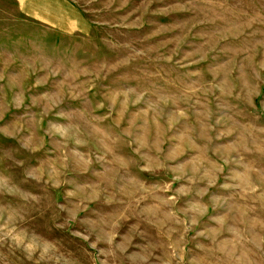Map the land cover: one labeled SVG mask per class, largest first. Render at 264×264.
Segmentation results:
<instances>
[{"label":"rangeland","instance_id":"rangeland-1","mask_svg":"<svg viewBox=\"0 0 264 264\" xmlns=\"http://www.w3.org/2000/svg\"><path fill=\"white\" fill-rule=\"evenodd\" d=\"M0 264H264V0H0Z\"/></svg>","mask_w":264,"mask_h":264}]
</instances>
